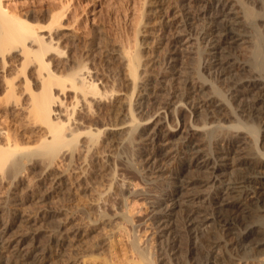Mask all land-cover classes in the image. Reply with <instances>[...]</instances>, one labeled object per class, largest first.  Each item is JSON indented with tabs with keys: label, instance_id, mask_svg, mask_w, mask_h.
I'll return each instance as SVG.
<instances>
[{
	"label": "rangeland",
	"instance_id": "1",
	"mask_svg": "<svg viewBox=\"0 0 264 264\" xmlns=\"http://www.w3.org/2000/svg\"><path fill=\"white\" fill-rule=\"evenodd\" d=\"M3 4L10 14L43 26L41 34L47 36L49 31L53 34L54 42H58L57 49H61L63 53L59 54L57 51L49 53L47 59L51 60V71L58 75H66L72 70L83 68L84 72H89L91 77L101 80L97 81L100 87L103 86L109 91L112 89L118 91L116 92L120 101L118 116L122 120V126L114 131L121 142L118 147L120 148L119 152L114 151L113 148L108 149L110 145L107 140L103 149L107 147L108 150L105 154L112 153V158L107 156L98 160L100 162L96 163L95 173L92 172L88 176L84 171H87L89 162L85 158L80 159V166L78 164L80 168L73 178L76 183H73L72 177L66 180L64 191L71 190L70 197L62 194L63 201L58 204L57 194L50 193L44 201H41L39 195L46 191L52 181L53 174L59 169H65L66 153L68 154V152L64 150L61 155L64 158L60 159L53 156L50 149L36 148L40 139L38 136L44 131L42 126L36 122H27L23 118L24 116L17 114L22 105L27 103L30 94L24 88L25 81L30 82V87L33 90H38L41 86L39 70H37L38 62L30 58L23 68V58L18 55L22 48L20 43H14L11 46L4 63L0 58V125L11 127L13 131L24 135V141L31 145V150L27 152V156L31 160H26L27 162L25 161L21 170L17 171L12 166L11 160L0 169V220L2 222V225L0 224V264L23 263L19 259L20 257L12 256L9 251L1 248V242L7 239H17L16 241H18L27 231L29 233L27 244L39 246L47 258L39 264H82V259L79 258L81 255L74 256L72 254L74 250L65 242L63 230L57 221L64 219L63 222H65L67 216L69 217L75 212L74 215L78 220L83 222L85 220V223H89L91 217L87 214V219V215H85V207L89 205L88 196L84 195L83 188H79V186L81 182L84 184V182L95 180L93 177H96L97 182L98 180L101 182L102 187L99 188H102V192L105 191L108 182L103 179L109 178L113 170V174H115V164H119V168L117 167L118 180L123 181L124 179L121 170L134 164L138 176L142 182H145H143L144 188L139 186L135 189L132 184L129 185L128 190L140 193L141 198H150L145 202V207H142L149 209L143 215L139 214V217L143 218L146 215L140 228L144 230L148 227L150 230L148 236L151 237L158 230L150 224L152 223L154 203L164 200V213L167 214H171L175 209L167 192L168 186L177 187L179 181V174H173L172 170L186 162L193 172L196 171L190 159L197 151V145L203 143L201 139L203 140L208 131L218 128L229 131L237 138L245 136L253 139L248 130L236 129L233 126L239 120L243 121L244 118L238 104L242 105L244 101H250L253 97V93H249L250 86L247 88L246 85L251 82H260L264 86V79L255 71L253 74L249 63L243 60L245 57L249 58L254 42L251 21L246 17L243 7L262 13L253 22L256 21L255 23L263 35L261 47L264 50V0H243V4L238 3L237 0H3ZM50 13L62 15L61 21L53 26V30L48 27L51 22ZM223 20H230V22L236 20L244 24H235L238 29L236 41H230L229 44L220 47V39L224 33H214V30L215 22ZM200 51H203L200 58L201 69L211 68L207 73V81L199 80L193 74L194 65L192 64L199 59ZM136 54L141 56L139 73L143 77L142 81L138 80L139 88H137L133 99V109L138 119L134 125L139 126L134 134L135 136L140 135V137L129 146L130 152H132L126 153L132 129V124L128 123L132 117L129 115L130 102L127 96L132 92L133 87L126 66L128 56ZM220 63L227 68L232 67V76L242 79L231 86V90L226 96L234 97L238 103L233 104L232 101L227 103L226 100L219 97L216 105L211 106L209 102L215 96L212 94L213 80L214 85L222 86L223 89L226 87L225 83L231 80V76L220 71ZM46 72L43 71L45 74ZM212 74L213 76L219 74V80L215 77L212 79ZM7 79L12 80L13 85L16 86L18 98L5 96ZM181 86L185 90L182 91ZM201 86L203 90H197ZM62 90L57 86L54 93L58 96V101L62 102V110L68 109V112H72L73 102H75L74 95L67 89L66 91ZM181 93H185L187 99L178 98ZM108 104L109 102L101 104L102 108H106ZM222 104L227 106L230 121L222 120L223 113L217 114L216 108ZM10 109H15L16 117L10 112ZM89 109V106L80 104L76 111L79 115L80 113L82 116L90 114V117L95 116L96 119L97 110L94 107V110L90 109V111ZM202 115L207 116L209 120L207 124L200 123ZM63 117L66 121V116L61 118L63 119ZM100 125V128H106V126L103 127V124ZM97 126L99 127L98 124H95L96 128ZM86 137L81 138L78 147L82 148L87 145L88 136ZM193 141L197 145L192 144ZM225 144L226 142L220 143L217 138H214L209 145L205 146V149L208 150V158L213 161L209 172L213 171V168L219 172L213 174L212 178L203 184L201 194L194 198V209H199L202 204L210 202L211 197L214 198L223 189L226 181L234 172V168H230L233 159L230 158L231 156H226L227 144ZM192 145L195 146L191 147ZM100 146L102 144L97 148ZM255 149L256 153L264 160V150L261 151V138ZM58 159L61 161L59 162ZM109 170H111V174ZM99 173L105 174L104 178H101ZM125 182L127 184L129 180L125 179ZM188 183L189 179L180 177L179 184L186 185ZM153 186L158 188L150 189ZM107 196L108 193L105 192L103 198ZM182 199H184L183 201L187 200L186 197ZM57 205L63 208V213L65 212L60 217L56 215ZM66 209L69 213L66 212ZM18 213L30 215V219L33 218L31 223L35 221V225L32 224L30 228H25L24 224L16 222ZM41 215H44V218H41ZM210 217V214L200 213L196 221L198 223L206 222ZM193 222H188V227H191ZM147 223L151 226L149 227ZM170 223L172 225V221ZM201 224L203 223H200L199 226ZM204 226H200L202 231L205 229ZM40 229H43L42 232ZM160 232L158 231L156 236H161ZM246 248L241 249L242 254L253 257L254 251L246 250ZM262 249L260 256L261 259H264V249ZM71 260L74 263H71ZM32 264H38V262Z\"/></svg>",
	"mask_w": 264,
	"mask_h": 264
},
{
	"label": "bare ground",
	"instance_id": "2",
	"mask_svg": "<svg viewBox=\"0 0 264 264\" xmlns=\"http://www.w3.org/2000/svg\"><path fill=\"white\" fill-rule=\"evenodd\" d=\"M237 2L243 4V0H237ZM243 10L246 17L251 21L250 24L254 35L253 47L249 58L245 57L243 60L249 63L253 74L255 71L264 79V50L261 47L263 35H261V31L255 23L256 21L253 22L262 13L247 7H243ZM50 16L51 22L48 27L53 30V26L61 21L62 15L50 13ZM235 24L243 25L244 23L236 20L234 22H230V20L215 22L214 33H224L220 39V47L229 44L230 41H236L238 29ZM38 25L10 14L4 6L3 0H0V58L2 62L4 63L7 57L6 54L14 43L22 45L21 53L19 52L18 55L23 58V68L30 58L38 62L37 70H39L41 86L38 90H33L30 87V82L28 80L25 81L24 88L30 94L28 95L27 103L22 105L17 114L24 116L23 118L27 122H36L39 123V126H42L44 131L39 132V136L37 135L40 139L35 146L36 148L50 149L53 156L60 159L64 158L61 156L64 150L68 152V154L66 153L65 169L57 170L53 174L52 181L46 191L39 195L40 200L44 201L47 195L55 193L58 198L57 203L61 204V201H63L61 195L65 194L70 197V192L72 193L69 189L64 191L66 180L71 177L72 179L75 178L74 174L80 168V159L85 158L89 162L87 171L83 170L88 176L92 172L95 173L96 163L100 162L98 160H102L107 156L112 158V153H109V155L105 154L106 150L113 148L114 151H118L120 149L118 148L121 144L120 139L118 140L114 132L116 131L115 129L122 126V120L118 116L120 101L116 95L117 90L112 89L109 91L103 86L100 87L97 81L101 80L91 77L89 72H84L83 68L72 70L68 74L65 73L66 75H58L51 71V60H48L47 56L53 51H57L59 54H62L63 51L57 49L58 42H54L53 34L50 31L47 36L46 34H41L43 26ZM198 55L199 59L192 64L194 65L193 74L195 78L207 81V73L211 68L201 69L200 58L203 55V51H200ZM140 59L141 56L138 54L129 55L126 66L133 85L132 92L127 93L130 102L129 115L132 117L128 123L132 124V129L128 138L126 153L130 152L129 146L140 137V135L135 136L134 134L139 126L134 125L138 119L133 109V99L137 88H139L138 80H143L142 74L139 73ZM219 69L225 75L231 76V80L225 83V89L227 90L223 89L222 86L214 85L213 80L212 94L215 96L209 102V105H216L219 97L226 100L227 103H231L230 101L233 104L238 103V101L234 100V97L226 96L231 90V86L242 80L241 77L232 76L233 68H227L222 63L219 64ZM43 71H47L46 74ZM213 77L218 78L217 80L220 78L219 74H215V76L212 74V79ZM13 84L12 80L7 79L5 87V96L7 98L17 97L16 86ZM262 84L260 82L245 84L247 88L250 86L249 93H253V97L250 101H244L242 105L238 104L244 118L243 121L239 120L233 126L236 129L248 130L253 139L245 136L237 138L229 131L214 128L207 133L205 132L203 140L201 139L203 141L202 144L197 145L194 141L192 142V144L197 145V151L190 159L196 171L193 172L186 162L172 170L173 174H179L177 187L168 186L167 188L168 196L173 201L175 209L171 214L164 213L165 201L158 200L157 197L158 201H155V207L152 210L153 216H151L152 223L150 224L155 226V229H158L157 232L162 229L160 232L161 236H156L157 232H155L150 237L148 236L150 231L148 227L144 230L140 228L141 222L146 215L140 218L139 214L143 215L149 209L142 207L147 199L150 198L146 196V198H141L140 193L128 190L129 185L132 184L135 189L139 188V186L145 187V182L143 181V183L138 176V171H135L134 164L121 170L123 171V174H121L124 179L120 181L117 173L119 164L114 163L115 174H113V170L109 178L103 179L108 182L103 192L102 188H99L101 182L99 180L97 182L96 177H93L95 180L90 182H84V184L81 182L79 188H83L84 195L88 196L87 202L89 203L85 207L86 214L84 210L83 213L85 215L88 214L91 217V221L85 223L84 219H82L84 222L78 220L76 215H74L76 214L75 212L73 215L67 216V221L65 220V222H63L64 219L61 220L60 218V220L58 219L59 221L56 220L63 230L65 242L74 250L72 254L74 256L80 254L81 257L79 258L82 259V264H170L171 262L174 264H264V259H261L260 256L262 253L261 249H264V160L256 153L255 149L257 148L258 140L261 138V151L264 150V86ZM57 86L73 93L75 102H73L74 108L72 112H68V109L62 110V102L58 101V96L54 93V89H57ZM180 88L182 91L185 90L182 86ZM199 89L201 91L203 87H198L197 90ZM186 97L185 93L178 95V98L182 100L187 99ZM16 102L18 103L19 101ZM107 102L109 104L103 109L101 104ZM80 104L89 106L90 109L94 107L97 110V118L95 119V116L90 117V114L82 116L80 113L79 115L76 108ZM207 105L203 106L207 108ZM226 108L227 106L224 104L216 108L217 114L223 113L224 117H222V120L225 122L230 118ZM14 110L10 109V112L16 117L17 114H15ZM205 115H202L200 123H208L209 120ZM62 116H66V121H64V117L63 119L61 118ZM95 124H98L99 127L97 126L96 128ZM100 124H103V127L106 126V128H100ZM125 124L127 125L126 121ZM86 136H88V142L82 149L78 145L81 142V138ZM24 137V135L13 131L11 127L0 125V169L11 160L12 166L18 171L23 168L26 160H31L27 156V152L31 150V145L24 141ZM214 138H217L220 143L226 142V156H231L230 158L233 159L230 168H234V172L229 179L227 178L228 180L226 179L223 189L214 198L211 197L210 202L205 205L202 204L199 209H194V198L201 194L203 184L207 183L213 174L219 172L215 168L209 172L213 161L208 158V150L205 149V146L209 145ZM107 140H109L107 143L110 147L103 149ZM99 143L102 146L97 148L100 145ZM104 175L99 173L101 178H104ZM180 177L189 179V183L186 185L179 184ZM125 179L129 180L127 184ZM74 181L73 179V183H76ZM156 188L158 187L153 186L150 189ZM105 192L108 193V196L103 198ZM158 193L160 194L161 191L159 190ZM185 197L187 200L183 201L184 199L182 198ZM57 209L56 215L58 217L65 213H63L62 207L58 206ZM66 212H68L67 209ZM200 213L211 215L206 222L199 221L203 223L201 224L202 226L205 225L203 231L200 229V223L196 221ZM41 218H44V215H41ZM32 219L27 213H18L16 222L24 224L25 228H30L32 224L33 226L35 225V221L31 223ZM190 221L194 222L191 227H188L187 224ZM0 224L2 225L1 220ZM150 224L147 223L149 227L151 226ZM28 236L29 233L27 231L18 241H16L17 239H7L1 242V248L9 251L12 256L20 257L19 259L23 262L21 264H32L33 262H38L39 264L45 261L47 258L39 246L36 247L34 245V247L31 246L32 244H27ZM83 244L85 245L82 246ZM243 248L254 251L253 257L248 256V254H242L241 249ZM172 252L173 255H171ZM71 263L74 262L71 260Z\"/></svg>",
	"mask_w": 264,
	"mask_h": 264
}]
</instances>
